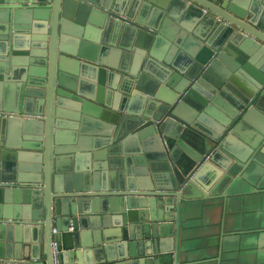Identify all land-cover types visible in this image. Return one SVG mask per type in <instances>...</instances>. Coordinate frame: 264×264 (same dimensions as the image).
Masks as SVG:
<instances>
[{
	"label": "water",
	"instance_id": "obj_1",
	"mask_svg": "<svg viewBox=\"0 0 264 264\" xmlns=\"http://www.w3.org/2000/svg\"><path fill=\"white\" fill-rule=\"evenodd\" d=\"M0 264H264V0H0Z\"/></svg>",
	"mask_w": 264,
	"mask_h": 264
}]
</instances>
